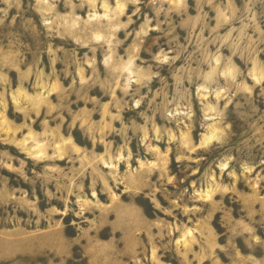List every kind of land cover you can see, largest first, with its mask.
Masks as SVG:
<instances>
[{
    "label": "rangeland",
    "instance_id": "1",
    "mask_svg": "<svg viewBox=\"0 0 264 264\" xmlns=\"http://www.w3.org/2000/svg\"><path fill=\"white\" fill-rule=\"evenodd\" d=\"M0 264H264V0H0Z\"/></svg>",
    "mask_w": 264,
    "mask_h": 264
}]
</instances>
